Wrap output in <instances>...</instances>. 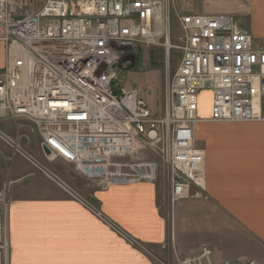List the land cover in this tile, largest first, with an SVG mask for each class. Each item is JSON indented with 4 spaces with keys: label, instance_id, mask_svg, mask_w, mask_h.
<instances>
[{
    "label": "built area",
    "instance_id": "built-area-1",
    "mask_svg": "<svg viewBox=\"0 0 264 264\" xmlns=\"http://www.w3.org/2000/svg\"><path fill=\"white\" fill-rule=\"evenodd\" d=\"M172 1L0 0V123L14 130L0 128V144L156 263L216 264L208 247L159 262L47 166L60 160L100 186L158 183L168 217L178 203L206 199L205 156L195 139L199 95L210 94V122L264 121V42L229 16L187 14L173 45ZM138 47H162L167 59L180 54L159 119L143 90L115 89L118 70L129 64L121 61ZM6 199L0 190V264H9ZM172 231L169 224L163 251H175Z\"/></svg>",
    "mask_w": 264,
    "mask_h": 264
},
{
    "label": "crops",
    "instance_id": "crops-1",
    "mask_svg": "<svg viewBox=\"0 0 264 264\" xmlns=\"http://www.w3.org/2000/svg\"><path fill=\"white\" fill-rule=\"evenodd\" d=\"M174 11L229 16L264 42V0H182ZM4 65L5 48L0 44V71ZM208 118L196 126L195 139L196 146L202 141L206 150L209 199L178 203L170 217L157 183L100 186L77 176L74 168L54 164V170L110 222L158 256L169 239L170 224L179 258L208 247L216 264H264V121L224 124ZM7 125L12 128L5 121L0 128L7 132L2 128ZM236 130L246 134L228 135ZM212 131L227 134L213 136ZM6 150L1 147L0 153ZM31 152L41 157L37 149ZM20 160L11 181L5 182L0 158V190L8 187L9 264H153L60 190L42 187L41 176Z\"/></svg>",
    "mask_w": 264,
    "mask_h": 264
},
{
    "label": "rangeland",
    "instance_id": "rangeland-1",
    "mask_svg": "<svg viewBox=\"0 0 264 264\" xmlns=\"http://www.w3.org/2000/svg\"><path fill=\"white\" fill-rule=\"evenodd\" d=\"M180 3H182V0H175V1L173 0L172 5H171L172 9H170V27H171V37H172L170 42L173 45H177L175 42V38L180 34V26H179L178 21H179V17L181 16V14L179 15V11L178 13L174 11V6H177V4H180ZM134 57H136L137 59L136 60L137 64L133 67L134 69L132 71H128L127 70L128 67H123L118 70L119 71L118 78H117L118 83L115 84V89L119 91V88L123 87L126 91L132 90L133 88H138L140 90H143L144 93H142V95L147 101L153 114L159 119L163 116V113H164V90H165L166 76L168 72L170 75H172L176 71V68L179 62V57H180L179 51L178 50L171 51L169 58L167 59L165 56V50L162 47H157V48L142 47L140 50L138 47L137 53L136 55H134ZM148 92H151V94H148ZM199 106L200 108L198 111V118L201 119V122H202V120L207 119V116H209V113H210V108H209L210 107V94L207 91L200 93ZM2 128L6 129L9 135H13L12 134L14 133L13 128L8 127V125L7 127L2 126ZM211 134L213 136H217V135H224L227 133L221 134L216 131H212ZM244 134L246 133L240 130L231 131L230 133H228V135H235V136L244 135ZM198 145H199V149L202 150L203 153L204 151L206 153L203 142L198 141ZM1 147L6 148L3 144H0V148ZM0 158H4V164H3L4 181L5 182L11 181L12 179L11 172L14 166L17 165L18 161L19 162L21 161L20 160L21 158L17 156L12 159L10 150L8 149L6 150L4 154L3 152L0 153ZM54 164L62 165L66 170L71 169V168L73 169V167L69 166L68 164L63 163L60 160L47 164V166L52 172H54L59 178L63 179L64 182H66L68 185L72 186L71 183L67 179H65V177H63L56 170H54V166H53ZM40 181L42 182L41 183L42 187L50 186V187H54L55 189L60 190L54 183L50 182L44 177H40ZM10 187L11 185H9V189ZM160 188H161V191H163L162 186ZM4 191L7 193L8 187H6ZM7 197H8V194H7ZM208 199L209 197H207L206 195L205 200H193V201H207ZM6 200H8V198ZM189 201H192V200H189ZM171 241L173 242L172 237H171ZM150 252L161 263H166V260L168 259L173 261V263L176 262L177 259H181L179 258L180 255L178 254L177 251H162L163 254L161 256L154 254L152 251ZM198 252L199 251H197L195 254H197ZM153 260L154 259L150 258V261L153 262V264H159Z\"/></svg>",
    "mask_w": 264,
    "mask_h": 264
},
{
    "label": "water",
    "instance_id": "water-1",
    "mask_svg": "<svg viewBox=\"0 0 264 264\" xmlns=\"http://www.w3.org/2000/svg\"><path fill=\"white\" fill-rule=\"evenodd\" d=\"M134 61H135V57H127L121 61L120 65L129 62L130 65L127 70H130L134 65ZM43 151L45 155H49V151L45 147H43Z\"/></svg>",
    "mask_w": 264,
    "mask_h": 264
},
{
    "label": "flooded vegetation",
    "instance_id": "flooded-vegetation-1",
    "mask_svg": "<svg viewBox=\"0 0 264 264\" xmlns=\"http://www.w3.org/2000/svg\"><path fill=\"white\" fill-rule=\"evenodd\" d=\"M136 60H137V59H136V57H135V61H134V65H133V67L137 64V61H136ZM129 65H130V64L126 65L125 67H129ZM133 67H132L130 70H128V71H132V70L134 69Z\"/></svg>",
    "mask_w": 264,
    "mask_h": 264
},
{
    "label": "bare ground",
    "instance_id": "bare-ground-1",
    "mask_svg": "<svg viewBox=\"0 0 264 264\" xmlns=\"http://www.w3.org/2000/svg\"><path fill=\"white\" fill-rule=\"evenodd\" d=\"M23 36H24V34H22ZM89 82H91V81H89ZM92 83V82H91ZM202 124V123H201ZM205 156V155H204Z\"/></svg>",
    "mask_w": 264,
    "mask_h": 264
}]
</instances>
